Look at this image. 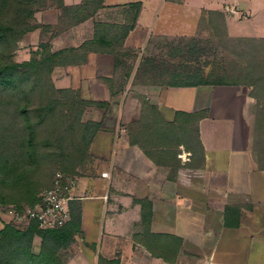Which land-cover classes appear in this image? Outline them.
Returning <instances> with one entry per match:
<instances>
[{
	"label": "crops",
	"instance_id": "0c3cea01",
	"mask_svg": "<svg viewBox=\"0 0 264 264\" xmlns=\"http://www.w3.org/2000/svg\"><path fill=\"white\" fill-rule=\"evenodd\" d=\"M209 10L223 14L229 37L264 38V0H103L51 38L52 52L84 46L75 62L54 69L57 87L106 106L90 105L84 114L102 127L90 145L92 172L77 176L73 189L70 206L80 226L66 248L67 264H264V166L254 151L257 99L249 86L163 85L145 93L167 123L179 113L200 114L193 123L202 158L181 145L176 177L174 165L156 162L126 131L141 116L130 85L149 42L194 35ZM58 15L50 8L36 18L48 26ZM127 27L121 44L117 37ZM26 37L41 43V26ZM120 51L136 56L128 61L130 79L115 90Z\"/></svg>",
	"mask_w": 264,
	"mask_h": 264
},
{
	"label": "trees",
	"instance_id": "16d2710c",
	"mask_svg": "<svg viewBox=\"0 0 264 264\" xmlns=\"http://www.w3.org/2000/svg\"><path fill=\"white\" fill-rule=\"evenodd\" d=\"M33 1L0 0V91H8L11 95L18 97H28L29 92H39L43 97L48 91L55 93L58 96L55 98L56 100L49 101L48 104L37 107L36 123L43 122L44 112L47 115L48 112H52L57 108L61 109L60 116L63 119H68L69 114L75 113L77 120L73 124L83 127L82 130L86 131L87 134L86 146L82 151V156H90L89 150L91 142L102 127V124L95 121L82 124L80 118L86 107L90 106V104L100 106L102 103L84 100L77 91L72 89L57 90L51 82V74L55 66L65 64L68 61L75 62L72 59L67 60L66 56L72 53L73 57L75 51H78L84 46L52 52L51 47L44 44L42 45L44 49L40 54V58L37 57L36 53L28 61L22 63L12 60L11 54L16 46V42L25 33L34 31L39 27L36 24H32L35 14ZM92 1L95 6L92 11L86 13L83 10H89V8L85 7L87 2L84 3L85 5L66 6L63 0H60L59 4L65 12L75 10L74 12L79 14L76 23H79L96 12L98 7L102 6L103 0ZM207 14L209 15L211 29H215L218 38L221 37L219 32L217 33V27L220 26L226 31L223 14L213 10L207 11ZM205 19L206 16L202 15V20ZM131 30V27H127L121 35H118L117 39L121 44ZM230 40L229 42H231L234 51L241 47L237 50L239 51L237 54L238 62L234 64L235 66L233 65L232 71L234 73L228 74V77L220 76L216 81H203L202 79L192 81L194 77L187 75L184 78L185 82H168L166 85L195 86L200 84H235L252 87L251 95L257 99L256 109L259 112V114L255 112V146L257 139L264 135V38L237 37L230 38ZM98 42L101 41L98 40ZM243 51L246 53L245 55L250 56L248 59L242 56ZM146 61L142 64H153L152 59H147ZM244 62L245 64H242ZM22 67L26 68V70H23ZM39 88L41 89L40 91ZM144 105L140 119L136 122V125L141 128L140 132H131V143L140 145L148 154L156 159V162L174 165V173L172 176L176 177V173L178 172L177 167H180V158L178 155L182 151L181 145L184 150L191 151L194 158H198L199 155L202 158L203 149L197 137L198 126L194 128L195 139L192 137L190 128L192 127L193 121L199 120L200 114L179 113L173 123H167L161 117L157 106L145 104V102ZM18 111V115L21 116V114L28 113V108L22 105ZM147 111L151 112L153 117ZM24 121L25 123L28 122L29 117L25 116ZM61 123H65V121L63 120ZM30 124L31 121L27 123V127L29 128L28 138L26 143L22 144L21 152L18 155L20 158L26 155V159L29 160L34 155L35 146L33 139L34 128ZM197 153L198 156H196ZM257 158L260 161V166L263 168L262 163L264 160L258 156ZM59 171L72 176L80 175L77 172L66 171L64 169L58 170L57 172ZM57 172H55L49 186L43 188L40 192L36 190L31 191L29 184H21L22 186H26V190L29 193V198L27 197L25 199V201L29 200L28 204H22L20 202L24 200V196L20 200H13L3 194L0 195V203H16V206L20 209L24 206H33L39 200L41 192L52 186ZM29 176L30 172L28 170H22V172L20 171L15 175L14 181L24 180L26 182ZM76 211L73 210V207L71 209L70 206V219L63 227L57 229L40 228L37 222H31L25 229H20L12 223H5L0 230V264H59L58 253L70 245L79 231L80 214L79 212L76 213ZM36 237L41 239V249L39 252H35L33 249V243Z\"/></svg>",
	"mask_w": 264,
	"mask_h": 264
},
{
	"label": "rangeland",
	"instance_id": "374dc122",
	"mask_svg": "<svg viewBox=\"0 0 264 264\" xmlns=\"http://www.w3.org/2000/svg\"><path fill=\"white\" fill-rule=\"evenodd\" d=\"M86 2L87 4L84 5L89 10H83L84 13L92 11L95 6L92 0H84V3ZM59 3L60 0L33 1L35 14L32 24L41 26L42 42L38 45H32L29 40H26V35L29 32L25 33L16 42V46L12 51L11 57L13 61L18 63L25 62L23 59L31 58L36 53L37 57L40 58V54L44 49L42 45L45 44L52 48L50 45L51 38L76 24L79 14L74 12L75 10L65 12ZM50 8L51 10L53 8V10L59 11L57 23L48 26L38 23L36 13L50 10ZM203 15L206 16V19L200 20L198 30L194 35L159 37L149 42V50L140 59V61L143 60L138 64L130 85L131 88L135 87L133 93L140 100L142 108L145 106L144 102L145 104L154 105L151 99L147 97L148 94H145L149 92L150 88L163 86L168 84V82H185L184 78L187 75L194 77L192 81L199 79L203 81H216L220 76L228 77V74L234 73L232 71L233 65L238 62L237 54L239 51L237 50L241 47L234 51L231 42H229L232 37H229L227 32L220 26L217 27V33L219 32L221 36L218 38L215 29H211L209 15L206 11ZM122 32L123 30H120L119 35ZM242 53V56L245 58L248 59L250 57L249 55H245L244 51ZM72 55L70 53L66 56V59L70 60ZM135 56L136 54L130 51L118 52L117 58L122 59V61H118V70L121 69V74H118V77L115 78V90L120 89L121 81H125L126 83L130 79L133 65L128 61L135 59ZM147 59H152L153 64L143 65L142 63L147 62ZM242 64H245V62ZM62 65L58 64L55 68ZM22 69L26 70L23 67ZM54 69L51 74V82L54 88L66 90L57 87L53 78ZM250 88L252 91V87ZM57 97L51 91L46 92L44 97L39 92H29L28 97H18L11 95L8 91H0V195H6L7 198L13 200H20L24 196V200L20 202L28 204L29 200L25 201V199L29 196V193L26 190V186H22L21 184H29L31 191L36 190L40 192L43 188L49 186L55 172L58 170L64 169L66 171L77 172L80 175L92 172L91 156H82V151L86 146L87 134L86 131L82 130L83 127L73 124L77 120L75 113L69 114L68 119H63L60 116L61 109L57 108L52 112H48L47 115L44 112L43 122L36 123L37 107L46 105L49 101L56 100L55 98ZM22 105L27 106L28 113L19 116L18 109ZM96 106L98 105L96 104ZM100 107L104 108L106 106L101 104ZM85 110L80 118L82 124L91 121H86V117L84 116ZM255 112H258L256 106L253 109V113ZM147 113L151 112L147 111ZM25 116L29 117V121H31L30 125L34 128V155L30 160L26 159V155L21 156V158L18 156L21 152L22 144L26 143L29 135V128L27 127L29 121L25 123ZM150 116L153 117V114L151 113ZM62 119L65 123H61ZM254 119H256V113L254 114ZM138 120L127 125L126 131L129 137L133 131L140 132L141 128L136 125ZM191 126V134L193 139H195L194 128L196 125L193 123ZM263 147L264 135L257 139V143L254 146L256 155L262 160H264ZM262 165L264 166V161ZM22 170L30 172L27 181H14L15 175L20 171L22 172ZM7 221L11 222L7 217L0 215V230L5 223H8ZM17 227L25 229L22 226ZM33 249L35 252L40 251V238L36 237L34 239ZM69 254L70 250L62 249L58 253L59 264H67Z\"/></svg>",
	"mask_w": 264,
	"mask_h": 264
},
{
	"label": "built area",
	"instance_id": "2783aa9c",
	"mask_svg": "<svg viewBox=\"0 0 264 264\" xmlns=\"http://www.w3.org/2000/svg\"><path fill=\"white\" fill-rule=\"evenodd\" d=\"M108 175L102 173L103 177ZM77 176L56 173L51 187L44 189L39 200L33 206L19 208L14 204L0 203V215L9 219L8 223L26 228L31 222H37L40 228L57 229L70 219V204L76 198L73 189Z\"/></svg>",
	"mask_w": 264,
	"mask_h": 264
}]
</instances>
